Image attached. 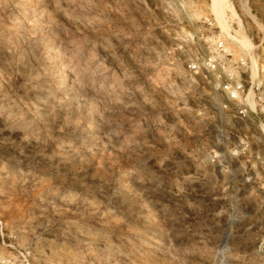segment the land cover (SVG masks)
<instances>
[{"label":"rangeland","instance_id":"rangeland-1","mask_svg":"<svg viewBox=\"0 0 264 264\" xmlns=\"http://www.w3.org/2000/svg\"><path fill=\"white\" fill-rule=\"evenodd\" d=\"M230 1L0 0V264H264L263 140L188 67L220 33L264 70Z\"/></svg>","mask_w":264,"mask_h":264},{"label":"built area","instance_id":"built-area-1","mask_svg":"<svg viewBox=\"0 0 264 264\" xmlns=\"http://www.w3.org/2000/svg\"><path fill=\"white\" fill-rule=\"evenodd\" d=\"M207 20L204 17L202 21L211 24ZM206 41V51L195 48L192 53L193 61L188 67L201 77L209 90L214 92V112L216 113L217 109L219 115H224L226 119L227 128L224 131L226 140L234 135L237 125L243 128L242 132H238L240 144L235 147L237 153L233 155L241 156L249 153L250 135L248 134L251 128L259 130L258 138L263 140L264 149L263 67L253 79L249 68L251 61L249 50L242 47L235 50L229 47L226 38L220 33L209 37ZM257 151L255 155L258 159L262 156L260 162L264 165V153Z\"/></svg>","mask_w":264,"mask_h":264},{"label":"bare ground","instance_id":"bare-ground-1","mask_svg":"<svg viewBox=\"0 0 264 264\" xmlns=\"http://www.w3.org/2000/svg\"><path fill=\"white\" fill-rule=\"evenodd\" d=\"M210 6H211L213 12H215L216 14H218V12H219L220 14H218V15H220V16L221 15H224L223 14L224 10H227V11L231 12L232 15H234V8H233L232 2L230 0H211ZM220 16H219V18H222L223 17V16H221V17ZM216 17H217V15H216ZM219 18H217V19L219 20ZM222 21H223V19H222ZM176 39H180V36H179V38H176ZM189 41L186 38L185 39L181 38L179 41L178 40H177V42L175 41L176 42L175 43V46L176 47H179V48H182L183 45L185 44V46H186V43L188 44ZM251 57H252V61H253V64H254V69L251 68L252 78L255 79L257 77V73H259V72H258V69H257V64L255 62L254 56L251 55ZM230 153L235 154V153H237V151L232 149ZM227 216H228V224L229 225H234V224H237L238 223V221H239L238 216L236 215V213L233 212V210H231L229 212V215H227ZM227 239H228V235L225 232L224 233V241H226Z\"/></svg>","mask_w":264,"mask_h":264}]
</instances>
